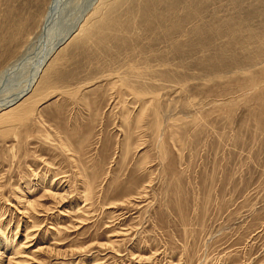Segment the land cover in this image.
<instances>
[{"label": "rangeland", "instance_id": "obj_1", "mask_svg": "<svg viewBox=\"0 0 264 264\" xmlns=\"http://www.w3.org/2000/svg\"><path fill=\"white\" fill-rule=\"evenodd\" d=\"M148 1L0 0V107L46 59L34 111L0 110V264H264V0H159L173 43Z\"/></svg>", "mask_w": 264, "mask_h": 264}, {"label": "bare ground", "instance_id": "obj_2", "mask_svg": "<svg viewBox=\"0 0 264 264\" xmlns=\"http://www.w3.org/2000/svg\"><path fill=\"white\" fill-rule=\"evenodd\" d=\"M103 1V0H102ZM159 0H149L148 1V4H146L145 6L143 5L140 10V13H141V18L138 19V21L140 23H143L142 26L146 29V30H149V31H152V34L156 32V35H158V31H156L157 29H161L162 30V27H167L168 28V34H164L163 33L161 34L162 37H168L169 39L167 40H170L172 42H174V38L178 37L179 34L181 33V36L183 37H189V34H190V30L186 31L184 30L183 32H179L178 36H175L177 35V30L175 29V26L178 24V25H184L185 23H188L190 22V20H185V19H175L176 17V8L175 6H169L168 8H165V9H161L159 7V3H158ZM103 3V2H102ZM103 6V5H102ZM98 9V8H97ZM104 9V8H103ZM95 12V11H94ZM135 14V13H134ZM94 15V14H93ZM100 15V14H99ZM102 15V14H101ZM129 15V14H128ZM104 16V15H103ZM175 16V17H174ZM91 17V16H90ZM89 18V17H88ZM87 18V19H88ZM102 16H100L99 18L97 17L95 20H100V23L102 25V27L106 26H109V21L108 20H102L101 19ZM139 18V17H138ZM189 19H190V14H189ZM202 18H198V20L196 21V24L199 25L201 24L202 22ZM7 21V20H6ZM5 21V22H6ZM86 21L85 20L81 25H77L76 27L70 29L71 31L66 33V35L63 36L62 41H66L67 39H69L70 37H73V35L77 36L79 33L82 34V32L84 33L82 36L83 38L84 37H87V35L89 34L88 31H85L84 27L85 24H86ZM199 22V23H198ZM11 23V22H10ZM88 23V22H87ZM90 24V23H89ZM98 24V22H97ZM112 30L115 31V32H118V30L122 31L124 29H126V27L124 26H121L120 28V25L121 24H118L116 25L115 22L112 21ZM123 25V24H122ZM137 25V24H136ZM140 26L139 28L141 29ZM29 27V26H24V24L20 25V32L21 31H25V29ZM138 27V26H137ZM105 28V29H106ZM28 29V28H27ZM26 29V31H27ZM84 30V31H83ZM88 30V28H87ZM142 30V29H141ZM175 30L176 33L173 31ZM90 31V30H89ZM94 31V30H93ZM103 31V30H102ZM130 31V30H129ZM88 32V33H87ZM31 33V32H30ZM130 33V32H129ZM128 33V34H129ZM193 33V31H192ZM192 33H191V36H192ZM199 33V32H198ZM200 33H203L202 31H200ZM80 34V35H81ZM151 34V35H152ZM175 34V35H174ZM175 37H174V36ZM90 36V35H89ZM164 37V38H165ZM78 38V37H76ZM71 39V38H70ZM121 38H118V40H120ZM176 40V39H175ZM81 41V39H80ZM82 42V41H81ZM172 42V43H173ZM79 43V42H78ZM173 45V44H172ZM55 49V48H53ZM52 49V50H53ZM263 51V50H262ZM51 52V50H50ZM49 54V53H48ZM47 54V55H48ZM53 54V53H52ZM145 56V55H143ZM258 56V55H257ZM256 56V58L253 59L252 63H251V66L252 65H256L255 63H258L256 61H258L259 59H257L258 57ZM49 57V55L47 56V58ZM52 58V57H50ZM48 58V59H50ZM142 59V58H141ZM45 58L43 60H41V64L38 65V69H37V73L35 74V76L38 74V72L40 73L39 77L42 76L41 75V70L43 72V69H44V63H45ZM149 59L145 58L144 61H134L132 63H130L131 65H133L132 68H129L132 70V72L134 73V76L131 75V78L132 76L134 77V79L132 80H129V81H126L124 82V88H123V95L124 94H127L129 96H131V98H134L135 100V103L136 104H139L140 106L144 107V105L146 103H148L149 101H151L152 99L153 100H157V86H156V82H142L140 80H142V78L144 77H148L150 78V80H157L156 76L157 75H160V74H156V71H155V68L154 66L150 65V63L147 61ZM152 62V61H150ZM154 63V62H153ZM165 63V62H164ZM129 64V63H128ZM163 64V63H162ZM169 65H173V64H169ZM128 66V65H127ZM43 68V69H42ZM40 69V70H39ZM127 71V70H126ZM35 72V70H34ZM132 73V74H133ZM129 74V72H128ZM154 74V75H153ZM129 75V76H130ZM151 75H153L151 77ZM34 76V77H35ZM48 76V75H47ZM39 77L35 78L33 81H31V84L29 86H27L24 90L22 89L21 93H19L14 99L10 100L8 99L7 101L9 102H5L6 104L2 105V107H0V110L1 109H5V108H11L9 111H6L4 112L5 114H7V119H9L10 121H17V122H22L30 113H32L35 109V104L31 103L30 101V98L31 96L35 95V93H33V89H34V86L37 85V82L39 81ZM41 78V77H40ZM140 79V80H139ZM32 80V79H31ZM41 82V81H40ZM47 83V82H46ZM154 83V84H153ZM40 84V83H39ZM41 85V84H40ZM23 87V86H22ZM43 88V87H42ZM40 89V88H39ZM38 89V91H39ZM32 92V93H31ZM17 94V93H16ZM12 98V97H11ZM35 99V98H34ZM36 101V100H35ZM1 106V105H0ZM147 106V105H146ZM7 110V109H6ZM142 110V109H141ZM1 113V112H0ZM2 113V114H4ZM34 115V113H33ZM21 252V251H20Z\"/></svg>", "mask_w": 264, "mask_h": 264}]
</instances>
